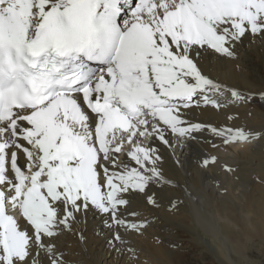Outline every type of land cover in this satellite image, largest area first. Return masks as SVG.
Masks as SVG:
<instances>
[{
  "label": "snow or ice",
  "instance_id": "snow-or-ice-1",
  "mask_svg": "<svg viewBox=\"0 0 264 264\" xmlns=\"http://www.w3.org/2000/svg\"><path fill=\"white\" fill-rule=\"evenodd\" d=\"M100 3L19 0L0 8L9 24L0 40V68L8 60L6 74L0 70V206L20 218L0 215V264H60L45 242L57 234L55 221L93 203L103 210L105 190L127 183L112 174L115 159L101 163L108 115L93 105L134 117L140 105L157 107L178 93L181 74L198 78L184 62L195 68L202 49L234 51L264 39V0H125L106 4L97 23ZM140 23L150 36L134 34Z\"/></svg>",
  "mask_w": 264,
  "mask_h": 264
},
{
  "label": "bare ground",
  "instance_id": "bare-ground-1",
  "mask_svg": "<svg viewBox=\"0 0 264 264\" xmlns=\"http://www.w3.org/2000/svg\"><path fill=\"white\" fill-rule=\"evenodd\" d=\"M106 4L124 2L101 0L98 16ZM133 31L150 36L145 23ZM184 67L198 78L181 74L132 135L102 126L101 163L115 159L127 183L105 190L103 210L55 221L45 242L60 264H264V39L202 49Z\"/></svg>",
  "mask_w": 264,
  "mask_h": 264
}]
</instances>
